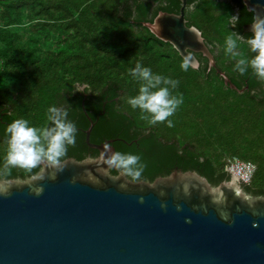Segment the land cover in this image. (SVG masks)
Instances as JSON below:
<instances>
[{"label": "trees", "instance_id": "obj_1", "mask_svg": "<svg viewBox=\"0 0 264 264\" xmlns=\"http://www.w3.org/2000/svg\"><path fill=\"white\" fill-rule=\"evenodd\" d=\"M193 2L187 0V6ZM230 2L239 10L233 22L231 6L214 0H197L186 11V25L201 31L211 53L223 52L219 38L226 32L252 36L242 30L251 13L241 0ZM179 6V0H0V165L6 125L18 117L43 125L47 108L55 104L68 107V118L77 125L69 157L97 154L84 142L87 114L94 122L89 142L118 138L114 149L141 155L145 181L176 169L218 184L229 178L226 161L236 156L255 166L250 183L242 186L264 194V81L251 68L235 71L239 81L231 82L237 89L247 86L238 92L214 71L208 73L200 54H195L197 69L182 70L174 48L141 25L158 11L178 13ZM138 61L180 81L174 92L182 93L184 102L170 117L173 126L149 124L127 103L138 92L140 81L129 71ZM28 175L13 171L14 178Z\"/></svg>", "mask_w": 264, "mask_h": 264}, {"label": "water", "instance_id": "obj_2", "mask_svg": "<svg viewBox=\"0 0 264 264\" xmlns=\"http://www.w3.org/2000/svg\"><path fill=\"white\" fill-rule=\"evenodd\" d=\"M179 2L178 13L158 11L141 25L169 43L183 60L188 58L193 69L199 66L194 53H200L207 69L214 68L224 85L242 92L216 67L201 31L186 25L187 0ZM241 2L252 13L251 22L242 30L253 36L257 17H264V0ZM86 118L84 142L97 154L105 144L119 140L89 142L94 122L87 114ZM76 161L80 160L69 157L55 180L38 181L44 185L40 195L29 190L24 183L27 177L15 178L9 194L0 195V264H264V202H257L259 215H253L228 193L227 210L233 215L229 224L202 192L203 184L209 182L196 171L174 169L121 191L119 180L101 177V183L94 185L82 179L84 168L94 170L95 165ZM170 175L171 180L167 179ZM233 176L229 172L228 179ZM182 180L195 185L190 196L178 191ZM161 188L166 193L163 197ZM161 201L167 203L166 208ZM176 203L181 204L180 210ZM194 205L206 206L207 213L199 207L194 210ZM237 207L241 209L238 213ZM253 221H259L258 226Z\"/></svg>", "mask_w": 264, "mask_h": 264}, {"label": "clouds", "instance_id": "obj_3", "mask_svg": "<svg viewBox=\"0 0 264 264\" xmlns=\"http://www.w3.org/2000/svg\"><path fill=\"white\" fill-rule=\"evenodd\" d=\"M253 36L248 38L250 51L255 53L248 56L240 50L239 34L229 33L224 38L221 46L225 55L235 60L234 71L244 74L251 68L253 74L264 81V17H257L252 26ZM181 68L187 71L190 67L189 59L185 58ZM135 80L140 81L137 94L130 96L127 103L133 109H140L142 119L149 124L165 122L169 127L173 126L171 116L184 102L182 93L174 92L180 81L174 77L154 72L151 66L137 62L129 70ZM69 108L60 107L55 104L47 108L46 122L37 126L25 117H18L8 123L4 129L6 134V149L3 163L0 165V195H8L16 180L13 176L14 169H23L29 175L24 183L29 190L40 195L44 191V185L38 181L55 180L69 162V147L77 142V125L75 121L68 118ZM82 165H95L94 170L84 168L81 178L89 183L99 185L101 177L119 180L118 188L126 191L130 184L144 181L146 164L139 153L113 149L111 145L105 144L98 154H88L82 160L76 161ZM98 174V175H97ZM75 177L72 181L75 182ZM167 179L171 180L170 175ZM155 187V184H152ZM195 185L186 180L178 185V191L185 196L191 195V189ZM202 192L207 195L211 202L217 205L219 217L231 224L233 222L232 212L227 210L228 193L242 201L253 215H259L257 202H264V194H253L245 190L239 177L233 176L219 184L204 183ZM160 196H165V190H159ZM143 202L144 196H139ZM161 207L166 208L167 203L161 201ZM181 204L176 203L177 210ZM201 211L207 213L204 205H194ZM239 207L236 212H240ZM186 222H191L190 217H185ZM259 221H253V226H258Z\"/></svg>", "mask_w": 264, "mask_h": 264}, {"label": "flooded vegetation", "instance_id": "obj_4", "mask_svg": "<svg viewBox=\"0 0 264 264\" xmlns=\"http://www.w3.org/2000/svg\"><path fill=\"white\" fill-rule=\"evenodd\" d=\"M197 0H194V2L192 4H190L189 6L191 5H195V2ZM231 0H214L215 3H223V5H227V6H231V10H232V16L230 17V21L233 22V20H236L237 17L239 16V10H238V7L237 6H234V4L232 2H230ZM189 6H186V9L189 7ZM186 9H185V14H186ZM247 11V10H246ZM251 13V12H250ZM251 18H252V13H251ZM252 20V19H251ZM250 34V33H249ZM252 35V34H251ZM239 37H240V42H242L241 44V47L243 48L242 50H244V52L248 55V56H252L254 55L255 53L251 52L250 51V47H249V44H248V38L246 36H243L241 34H239ZM241 50V51H242ZM224 52H216L214 54V52L212 53L213 57H214V60H215V64H216V67L219 68L221 71H223L226 76L230 79V80H236V81H239V77H238V74L235 73L234 69L232 68L231 65H233L234 63L231 62V60L229 58H225L223 59V57H225V55H222ZM195 54H200V53H194ZM201 55V54H200ZM202 56V55H201ZM196 57V56H195ZM203 57V56H202ZM235 61V60H234ZM199 62V61H198ZM231 67V68H230ZM206 68H207V64H206ZM208 73H211V71H214L215 72V69L210 67L209 69H207ZM216 73V72H215ZM217 74V73H216ZM218 75V74H217ZM220 77V76H219ZM241 90L243 89H246V84L242 87V88H239ZM81 93L84 94V97H85V93L82 92L81 90ZM225 171L227 172V174L229 175V172L226 170L225 168Z\"/></svg>", "mask_w": 264, "mask_h": 264}, {"label": "built area", "instance_id": "obj_5", "mask_svg": "<svg viewBox=\"0 0 264 264\" xmlns=\"http://www.w3.org/2000/svg\"><path fill=\"white\" fill-rule=\"evenodd\" d=\"M225 168L230 173L239 177L242 184L250 183L255 166L249 161H243L236 156L227 159Z\"/></svg>", "mask_w": 264, "mask_h": 264}, {"label": "rangeland", "instance_id": "obj_6", "mask_svg": "<svg viewBox=\"0 0 264 264\" xmlns=\"http://www.w3.org/2000/svg\"><path fill=\"white\" fill-rule=\"evenodd\" d=\"M194 9V5H191V6H189L188 8H187V12H189V11H192ZM187 12H186V14H187ZM227 34H229V33H227L226 32V34L224 35V37L223 38H219V40L221 41V43L223 44L224 43V38H225V36L227 35ZM237 39H238V43H239V47H240V50H242L243 48L241 47V44H242V42H240L239 40H240V37L239 36H237L236 37Z\"/></svg>", "mask_w": 264, "mask_h": 264}]
</instances>
